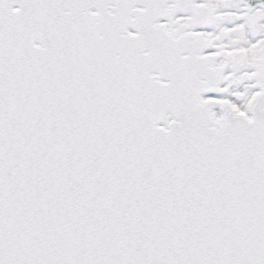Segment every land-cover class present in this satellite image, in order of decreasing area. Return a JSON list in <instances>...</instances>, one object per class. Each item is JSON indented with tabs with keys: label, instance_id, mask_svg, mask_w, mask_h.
<instances>
[{
	"label": "snow or ice",
	"instance_id": "obj_1",
	"mask_svg": "<svg viewBox=\"0 0 264 264\" xmlns=\"http://www.w3.org/2000/svg\"><path fill=\"white\" fill-rule=\"evenodd\" d=\"M0 264H264V0H0Z\"/></svg>",
	"mask_w": 264,
	"mask_h": 264
}]
</instances>
